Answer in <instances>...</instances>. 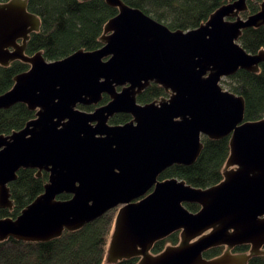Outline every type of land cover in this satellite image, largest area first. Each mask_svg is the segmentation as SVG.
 Segmentation results:
<instances>
[{"label": "water", "instance_id": "1", "mask_svg": "<svg viewBox=\"0 0 264 264\" xmlns=\"http://www.w3.org/2000/svg\"><path fill=\"white\" fill-rule=\"evenodd\" d=\"M106 1L119 13L105 26L103 46L55 61L26 54L41 28L28 0L0 2V65H31L0 94V109L25 103L36 111L24 128L0 134V208L13 207L9 184L20 169L49 172L45 191L17 218H0V241H49L117 209L110 262L247 264L264 254V118L245 120V98L221 81L264 62V50L250 53L240 43L244 29L264 25V1L244 17L248 0H229L190 30H173L123 0ZM152 83L169 96L139 103ZM104 94L110 101L101 104ZM118 113L132 119L111 124ZM205 136H231L223 181L197 188L159 178L175 164H193ZM177 231L178 244L152 252ZM243 244L249 254L232 253ZM217 246H226L222 255L205 257Z\"/></svg>", "mask_w": 264, "mask_h": 264}, {"label": "trees", "instance_id": "2", "mask_svg": "<svg viewBox=\"0 0 264 264\" xmlns=\"http://www.w3.org/2000/svg\"><path fill=\"white\" fill-rule=\"evenodd\" d=\"M9 0H0L7 2ZM143 10L173 30H190L206 22L211 14L229 0H123ZM264 0H248L244 17L258 12ZM28 10L41 19V28L31 34L26 54L41 51L49 61H55L80 50H95L103 46L101 39L107 22L119 13L117 7L106 0H28ZM240 43L250 53L264 50V25L243 30ZM31 67L22 60L12 61L8 66L0 65V94L10 90L15 77ZM227 89L245 98V120L256 121L264 118V62L259 71L240 69L222 81ZM169 96L163 86L152 83L140 95L138 102L147 104ZM110 101L104 94L101 104ZM93 111L96 105L79 106ZM36 111L25 103H17L9 109H0V134H11L24 128L35 118ZM132 119L128 113H118L110 119L111 124H124ZM204 147L198 159L190 165L175 164L166 169L161 180L179 178L197 188H207L224 180L226 163L231 152V136L221 139L203 137ZM22 168L18 178L9 184L13 200L12 208H0V218H17L23 209L45 191L49 172ZM71 195L62 194L61 199ZM187 208L198 212V203H186ZM112 211L75 231H65L49 241L30 242L9 237L0 241V264H139L135 256L117 262L107 261L108 247L114 228ZM110 238V239H109ZM181 232L172 233L157 241L152 252L158 254L168 245L178 244ZM226 246L207 250L204 255L214 258L223 254ZM251 250L250 244L235 247L233 251ZM247 264H264V254L252 255Z\"/></svg>", "mask_w": 264, "mask_h": 264}, {"label": "rangeland", "instance_id": "3", "mask_svg": "<svg viewBox=\"0 0 264 264\" xmlns=\"http://www.w3.org/2000/svg\"><path fill=\"white\" fill-rule=\"evenodd\" d=\"M222 81H223V80H222ZM222 81H221V85H222L225 89H227V86H226ZM112 213L114 214V217H115V216H116V213H117V209L112 210ZM110 237H111V236H110ZM109 239H110V238H109ZM263 249H264V248H263ZM107 261H109V260H108V257H107Z\"/></svg>", "mask_w": 264, "mask_h": 264}, {"label": "flooded vegetation", "instance_id": "4", "mask_svg": "<svg viewBox=\"0 0 264 264\" xmlns=\"http://www.w3.org/2000/svg\"><path fill=\"white\" fill-rule=\"evenodd\" d=\"M224 252H225V251H223V253H224ZM232 253H233V254H249L250 251L241 252V251H233V250H232Z\"/></svg>", "mask_w": 264, "mask_h": 264}]
</instances>
